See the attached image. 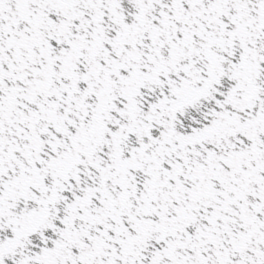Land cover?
I'll return each instance as SVG.
<instances>
[{"label": "snow or ice", "instance_id": "snow-or-ice-1", "mask_svg": "<svg viewBox=\"0 0 264 264\" xmlns=\"http://www.w3.org/2000/svg\"><path fill=\"white\" fill-rule=\"evenodd\" d=\"M0 264H264V0H0Z\"/></svg>", "mask_w": 264, "mask_h": 264}]
</instances>
